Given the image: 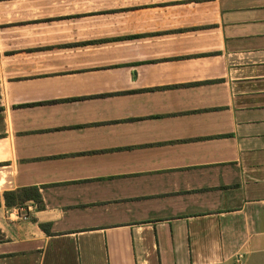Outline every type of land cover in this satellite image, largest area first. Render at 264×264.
Wrapping results in <instances>:
<instances>
[{
  "label": "crops",
  "instance_id": "obj_1",
  "mask_svg": "<svg viewBox=\"0 0 264 264\" xmlns=\"http://www.w3.org/2000/svg\"><path fill=\"white\" fill-rule=\"evenodd\" d=\"M0 196V264H264V0H0Z\"/></svg>",
  "mask_w": 264,
  "mask_h": 264
},
{
  "label": "trees",
  "instance_id": "obj_2",
  "mask_svg": "<svg viewBox=\"0 0 264 264\" xmlns=\"http://www.w3.org/2000/svg\"><path fill=\"white\" fill-rule=\"evenodd\" d=\"M3 196L6 205L9 207L23 205L29 201H35L39 205L43 202L42 194L36 186L22 187L17 190L5 191Z\"/></svg>",
  "mask_w": 264,
  "mask_h": 264
}]
</instances>
